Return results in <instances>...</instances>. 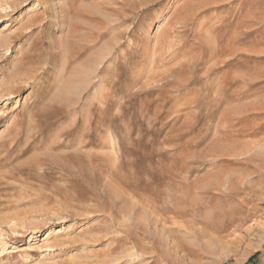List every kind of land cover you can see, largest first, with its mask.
I'll use <instances>...</instances> for the list:
<instances>
[{
  "label": "rangeland",
  "instance_id": "374dc122",
  "mask_svg": "<svg viewBox=\"0 0 264 264\" xmlns=\"http://www.w3.org/2000/svg\"><path fill=\"white\" fill-rule=\"evenodd\" d=\"M53 1L0 0V264H264V0Z\"/></svg>",
  "mask_w": 264,
  "mask_h": 264
},
{
  "label": "bare ground",
  "instance_id": "6f19581e",
  "mask_svg": "<svg viewBox=\"0 0 264 264\" xmlns=\"http://www.w3.org/2000/svg\"><path fill=\"white\" fill-rule=\"evenodd\" d=\"M53 2H54L53 0H49V3L48 4H50L52 6L53 5ZM129 41H130V39H129Z\"/></svg>",
  "mask_w": 264,
  "mask_h": 264
}]
</instances>
